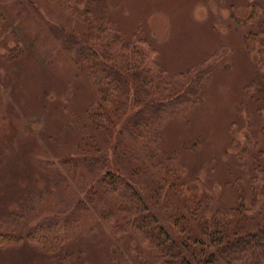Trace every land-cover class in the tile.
<instances>
[{
	"label": "rangeland",
	"instance_id": "374dc122",
	"mask_svg": "<svg viewBox=\"0 0 264 264\" xmlns=\"http://www.w3.org/2000/svg\"><path fill=\"white\" fill-rule=\"evenodd\" d=\"M49 1L0 0V231L23 238L0 249V264H60L65 257L64 264H135L126 238L110 229L87 197L98 169L90 166L96 152L88 137L81 144L80 127L96 93L63 43L68 33L79 35V21ZM252 1L76 0L78 11L90 7L127 37L138 25L144 28L167 77H197V102L176 109L163 123V148L180 155L185 196L197 198L205 190L219 208L233 204V184L248 170L234 158L236 145L245 140L249 122L254 128L264 122L257 56L245 51L243 30L232 19L245 18ZM253 80L258 92L250 96L258 103L243 98ZM124 121L116 124L111 147L97 133L94 145L175 236L169 224L182 201L140 159L121 155L127 152ZM47 223L69 236L53 256L25 240L30 229Z\"/></svg>",
	"mask_w": 264,
	"mask_h": 264
},
{
	"label": "trees",
	"instance_id": "16d2710c",
	"mask_svg": "<svg viewBox=\"0 0 264 264\" xmlns=\"http://www.w3.org/2000/svg\"><path fill=\"white\" fill-rule=\"evenodd\" d=\"M49 2L79 21V35L70 32L63 43L74 63L90 77L96 93L85 111L88 125L83 122V129L80 127L81 144L88 137L96 152L89 158L90 166L98 169L87 197L110 229L126 238V251L135 264H264V122L258 128L249 122L245 140L236 145L234 158L248 170L242 181L233 184L235 200L230 207H215L213 193L205 190L197 198L185 196V167L178 152H165L162 132L173 111L197 102V77L186 76L189 73L167 77L158 62V49L141 26L127 37L115 21L94 15L90 7L78 11L76 0ZM262 5L254 0L248 4L245 18L232 19L243 30L245 51L257 56L255 69L264 84ZM254 85L255 80L245 87L243 98L257 102L259 98L250 96L258 92ZM259 110L257 107L255 112L259 114ZM124 117L127 152L121 150V155L130 161L140 159L182 201L169 224L175 236L159 223L128 178L112 170L108 154L94 145L97 133L111 147L115 126ZM59 233L56 224H40L27 232L25 240L53 256L69 240ZM22 240V236L0 231V249L15 247Z\"/></svg>",
	"mask_w": 264,
	"mask_h": 264
}]
</instances>
